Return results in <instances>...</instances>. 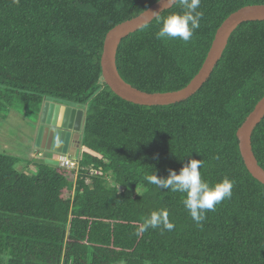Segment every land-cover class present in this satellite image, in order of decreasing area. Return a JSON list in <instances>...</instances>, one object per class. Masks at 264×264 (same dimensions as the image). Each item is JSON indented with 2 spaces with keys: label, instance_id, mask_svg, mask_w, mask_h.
<instances>
[{
  "label": "trees",
  "instance_id": "obj_1",
  "mask_svg": "<svg viewBox=\"0 0 264 264\" xmlns=\"http://www.w3.org/2000/svg\"><path fill=\"white\" fill-rule=\"evenodd\" d=\"M158 1L0 0V114L22 103L38 118L45 102L84 111L75 179L45 163L28 175L16 170L18 158L0 154V264H264V186L247 172L236 139L264 96V21L234 30L195 95L142 107L106 87L100 59L106 34ZM259 5L201 0L203 17L187 43L157 40L154 19L121 41L118 74L148 94L179 91L229 15ZM251 147L264 170V118ZM190 159L203 160L210 185L234 181L231 199L199 224L185 194L146 179L179 174ZM153 211H166L174 228L139 232Z\"/></svg>",
  "mask_w": 264,
  "mask_h": 264
},
{
  "label": "water",
  "instance_id": "obj_2",
  "mask_svg": "<svg viewBox=\"0 0 264 264\" xmlns=\"http://www.w3.org/2000/svg\"><path fill=\"white\" fill-rule=\"evenodd\" d=\"M159 2V1H158ZM154 3L137 17L121 23L110 30L104 39L100 59L103 83L121 100L142 107H165L186 101L195 95L209 79L214 67L220 60L227 42L234 30L246 22L264 21V6H247L239 9L221 24L202 67L191 82L183 89L171 93L148 94L126 84L118 74L116 53L121 41L151 23L154 12L162 13L174 4L166 0ZM84 111L75 106H64L45 102L35 123L34 139L37 148L53 154L74 158L80 147V133ZM264 118V96L255 105L236 132L238 149L243 164L250 176L264 186V170L258 166L251 147L254 129ZM65 130L59 132V129ZM45 164L58 166L57 160L47 159Z\"/></svg>",
  "mask_w": 264,
  "mask_h": 264
},
{
  "label": "clouds",
  "instance_id": "obj_3",
  "mask_svg": "<svg viewBox=\"0 0 264 264\" xmlns=\"http://www.w3.org/2000/svg\"><path fill=\"white\" fill-rule=\"evenodd\" d=\"M159 0L158 3H161ZM167 4H175L179 11L161 15L154 12L159 29L155 32L157 40L179 39L187 43L191 40L195 30L200 26L203 12L199 11L201 0H166ZM64 157V156H62ZM68 157V156H65ZM58 161V160H57ZM203 160L190 159L180 170L169 169L167 178H158L156 174L146 177L147 181L160 189H170L172 192L185 194L183 205L188 210L191 218L196 223L206 219L207 211H215L218 204L226 199H231L234 181L224 177L220 182L210 185L202 180L200 169ZM163 228L172 230L174 224L168 219L166 211H153L143 220L139 232L149 228Z\"/></svg>",
  "mask_w": 264,
  "mask_h": 264
},
{
  "label": "rangeland",
  "instance_id": "obj_4",
  "mask_svg": "<svg viewBox=\"0 0 264 264\" xmlns=\"http://www.w3.org/2000/svg\"><path fill=\"white\" fill-rule=\"evenodd\" d=\"M36 115L31 107L22 103L0 114V154L18 158L25 169L21 167L16 170L28 175H34L36 166L45 163V160H59L64 156L37 148L34 139Z\"/></svg>",
  "mask_w": 264,
  "mask_h": 264
},
{
  "label": "built area",
  "instance_id": "obj_5",
  "mask_svg": "<svg viewBox=\"0 0 264 264\" xmlns=\"http://www.w3.org/2000/svg\"><path fill=\"white\" fill-rule=\"evenodd\" d=\"M59 164L58 166L62 169H66L67 171L75 173L73 175V179L76 178L77 171L79 169L78 162L76 159H72L70 157H60L58 160ZM92 174L96 175L97 172L92 171Z\"/></svg>",
  "mask_w": 264,
  "mask_h": 264
},
{
  "label": "flooded vegetation",
  "instance_id": "obj_6",
  "mask_svg": "<svg viewBox=\"0 0 264 264\" xmlns=\"http://www.w3.org/2000/svg\"><path fill=\"white\" fill-rule=\"evenodd\" d=\"M61 131H65V130H62L61 128L59 129V132H61Z\"/></svg>",
  "mask_w": 264,
  "mask_h": 264
},
{
  "label": "crops",
  "instance_id": "obj_7",
  "mask_svg": "<svg viewBox=\"0 0 264 264\" xmlns=\"http://www.w3.org/2000/svg\"><path fill=\"white\" fill-rule=\"evenodd\" d=\"M34 156V155H33ZM34 158V157H33Z\"/></svg>",
  "mask_w": 264,
  "mask_h": 264
}]
</instances>
